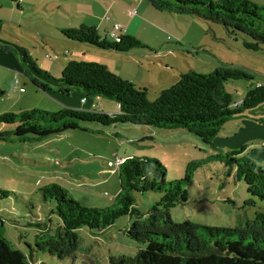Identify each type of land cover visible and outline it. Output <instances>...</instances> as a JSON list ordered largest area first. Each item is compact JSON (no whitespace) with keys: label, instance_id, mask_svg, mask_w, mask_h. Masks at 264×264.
I'll return each mask as SVG.
<instances>
[{"label":"rangeland","instance_id":"rangeland-1","mask_svg":"<svg viewBox=\"0 0 264 264\" xmlns=\"http://www.w3.org/2000/svg\"><path fill=\"white\" fill-rule=\"evenodd\" d=\"M1 1L0 16L3 15L6 19L11 18V11L8 8H14L13 19L16 24L13 29H5L10 35L0 33V41L14 43V48L20 52L23 45L11 35L19 37L40 69L55 78H60L63 68L60 64L65 65L67 57L97 61L89 55L83 58L77 43H68L71 46L63 43L62 48H57L60 45H57L59 40H57L56 29L67 27L71 25L70 22H73L72 17L66 21L65 11L72 13L71 16L75 11L98 12L102 11L101 8L105 10L112 8L113 0ZM126 1L116 0L119 4L118 8H148L153 13H144V17L153 25L155 24L157 28L160 26L161 29L169 26L163 19V16L168 13L155 10L147 0H128L131 1V6H127ZM249 1L264 5V0ZM16 8L24 9L17 11ZM138 16L143 17L141 10ZM175 18L177 21H172V26L166 28L168 31L164 36L157 30L156 33L147 36L150 42L145 43L158 51H164L175 45L181 49V44L184 45L183 51L187 58L181 59V64L185 72L192 68L197 73L208 74L227 64L252 74L253 80L227 83L226 89L232 96L234 106L246 94L247 88L264 83V50L245 49L244 43L248 40L246 36L235 37L219 23L193 22L192 20L195 19L192 16L183 15L181 18L186 21H180L179 17ZM38 32L42 33L44 41L55 47V50L50 46L45 47V43L40 41ZM146 35L144 33L145 37ZM167 35H170L169 39ZM105 37L107 40H112L108 35ZM37 39L40 43H37ZM193 47L197 48V52L193 50ZM136 50L137 53L131 56V75H136V78H133L134 81L141 82L140 87L148 90V99L154 101L160 91L171 87L173 82L161 88L162 83L168 78L165 75L167 72H164V66L157 67L154 62L160 57L143 55V52H149L148 49ZM66 51H70L71 55L68 54L67 57L60 55L61 52ZM3 52L6 51L3 49ZM47 54L50 58L46 57ZM11 58L12 56L8 55L6 60ZM171 65L174 69L178 67L174 63ZM21 78L27 80L28 86L32 88L31 82L26 77L21 75ZM54 90H56L55 87ZM40 94L48 96L40 91L37 93L36 100L32 99V105L37 103V106H29L30 108L26 109H42L50 112L62 109L46 105L45 102L47 103L48 99L40 101L42 96ZM75 94L73 96H77L78 99L82 97L79 93ZM99 98L104 102V106L102 105L104 112L116 113L113 111L115 102ZM87 99L95 100L96 97H87ZM4 100V97L0 98V114L20 111L19 108L9 110L11 101ZM262 108H257L254 113L246 115L249 116L247 119L251 121L252 126L243 122L244 129L250 130V133L242 143L235 142L232 138V145H235L233 149L222 148L223 142L218 134L213 138V145L224 152L239 151L241 147L246 146L239 157L247 156L253 159L264 171V124H260L257 120L258 114L264 111ZM82 126L86 130L71 131L40 142H0V190L12 193L10 197L0 201V222H2L0 231L14 248L21 250L27 256L33 252V261L36 264H111V257L134 256L140 248L145 247L126 235L125 231L131 223V218L123 216L102 232H92L86 227L78 229L79 245L74 258L58 259L49 253L35 251L34 242L38 233V228L34 225L36 217L46 220L47 223L51 220L52 229H56L60 224L58 216L51 214V210L55 208V202H45L39 189L49 184H58L83 207L113 206L116 204V196L120 190L118 167L114 163L116 158L136 156L158 159L165 166L167 182L183 179L189 164L205 162L201 167H192L195 171L192 173V183L186 187L187 202L170 209L171 218L176 222L190 220L202 225L239 227L252 221L256 212L264 211V201L250 195L244 181L236 180L234 167L220 161H212L210 157L216 153L215 150L202 143L197 137L185 135L181 130L179 131L181 134L175 132L174 135L164 136L152 127H102L96 123H84ZM223 134L227 136L226 133ZM133 196L136 207L142 213L148 212L160 199V194L154 192H135ZM250 200L254 204H247Z\"/></svg>","mask_w":264,"mask_h":264},{"label":"trees","instance_id":"trees-1","mask_svg":"<svg viewBox=\"0 0 264 264\" xmlns=\"http://www.w3.org/2000/svg\"><path fill=\"white\" fill-rule=\"evenodd\" d=\"M147 1L155 10L176 17L188 15L201 22L222 24L235 37L243 35L248 38L244 43L245 49L264 50V5L249 0ZM60 34L69 41L103 51H158L135 36L122 32L116 39L107 40L96 27L84 24L61 29ZM193 50L197 52V48L193 47ZM21 54L26 76L42 91L55 87L69 95L77 90L83 98L101 97L115 102L119 105V112L63 107L56 112L26 109L18 113H1L0 142H40L71 131L86 130L82 126L84 123H96L102 127L150 126L164 132L182 130L213 148L216 153L210 159L234 167L236 180L244 181L247 192L264 201L263 169L253 159L239 157L246 146L239 151L224 152L213 145V138L225 130V124L233 117L251 114L263 107L264 83L247 88L240 105L236 106L226 89L228 82L253 80L252 74L227 64L208 74L189 69L180 73L175 84L161 90L157 99L150 101L146 88L120 77L100 62L77 60L66 54L67 63L60 78H55L40 69L24 48H21ZM5 94L0 87V98ZM257 117L264 124V111ZM204 164V161L193 162L187 166L183 179L167 182L165 166L158 159L126 157L118 166L120 190L116 204L107 208L83 207L58 184L41 187L39 191L44 201L55 202L51 214L58 216L60 224L52 229L51 220L47 223L36 217L35 251L49 253L58 259L74 258L79 245L78 229L86 227L92 232H102L118 218L128 216L131 223L126 235L145 247L134 256L111 257V264H264V211L256 212L252 221L239 227L209 226L190 220L176 222L171 218L170 209L188 200L186 187L192 183L195 171L192 167ZM135 192L158 193L160 199L148 212L142 213L136 207ZM11 194L0 190V201ZM247 204L254 202L250 200ZM31 250L34 251L33 248ZM0 264L36 263L33 252L27 256L14 248L0 231Z\"/></svg>","mask_w":264,"mask_h":264},{"label":"crops","instance_id":"crops-1","mask_svg":"<svg viewBox=\"0 0 264 264\" xmlns=\"http://www.w3.org/2000/svg\"><path fill=\"white\" fill-rule=\"evenodd\" d=\"M11 1H14V0H11ZM1 2H4V1L2 0ZM126 2L128 4L127 6L132 5L131 1L129 2L127 0ZM112 3H113L112 8H106V10L104 8H101L102 11H98V12H91L89 10L75 11L73 12V16H71L72 13L65 11L66 21L70 20V18L72 17L73 20L71 21L73 22L72 23L70 22L69 24L71 25L67 27H60V29H56L57 40H59V42H57L58 43L57 45H60L57 48H62V46H64L63 43H67V46H71V44H68V43H76V42H72V41H69L63 38L60 34L61 29L76 28L77 26H80L83 24L96 27L98 33L101 36L105 37L107 35L109 36V32L113 30V25L115 23H119L121 24L123 28V30L121 31L122 33L133 35L139 40L144 41L145 43V42H150L148 41V38H147L149 34H154V32L158 30L161 33V35L164 36L166 34L165 32L168 31L166 28H170L172 26V21H177L175 18L176 16H173L168 13L167 15L163 16V19L165 20L166 25H169V26L167 27L164 26L163 29H161L162 27L160 26L157 28L155 24L153 25L151 21H149L146 17H144L145 16L144 13L146 14L150 12L148 8H133L137 10V13L136 15L131 16L129 15V10L132 8H118L119 4H117L116 0H113ZM139 5L140 4H138V6ZM8 9L11 11V15H12L11 18L6 19L3 15L0 16V26H1L0 33L1 34H4V33L9 34L5 29H13L14 24H16V21H14L13 19L14 18L13 16L15 15L14 8H8ZM16 9L17 11L18 10L23 11L24 8H16ZM139 10H141L143 17L138 16ZM150 13H153V12H150ZM158 17H162V16H158ZM179 18H180L179 19L180 21H186V19H183L181 17ZM194 19L195 20H192L193 22L199 21L196 18ZM18 28H20L19 24H18ZM144 33L147 34L146 37L144 36ZM38 34L40 36V41L42 43H45L46 45L45 47L50 46L53 50H55V47H53L47 41H44V39L42 38L41 32H38ZM23 35L25 34L23 33ZM11 37L14 38L18 43L20 42L21 45H23L22 48H24L25 44L24 42L20 41L19 37L13 36V35H11ZM166 37L167 39H169L170 35H167ZM37 43H40L38 39H37ZM149 44H152V43H149ZM166 44H169V43H166ZM14 45H15L14 43H11L9 41H5V42L0 41V87L6 93L4 96L5 98L4 101H7V102L11 101V107L9 108V110H14L15 108L24 110L26 108H30L29 106H37L36 105L37 103L35 104L33 103L32 105V99L37 98V93H39L42 90L36 87L31 82V80L26 76L25 67L23 66V61H22L21 48L19 52V50L14 48ZM82 45L83 44H79L78 49L80 50L79 51L80 55H82L83 58L89 55L92 57L93 60H97L96 62H101L102 64L106 65L113 73L119 75L120 77L124 79H127L135 83L137 86H140L141 82L134 81L135 79H133V78H136V75L135 74L131 75V72H132V69H131L132 57L131 56L132 54L137 53L136 51L131 52V53H116V52L98 50V49H95L89 46H84V45L82 46ZM87 47H89L91 50L88 49ZM183 47L184 46L181 45V49H180L178 45H175L172 47H168L164 51H157V53L143 52L144 53L143 55H149L153 57L157 55V57H160V59H157L154 62L157 65V67L164 66L165 68L164 72L165 73L167 72V74L165 75L168 78L167 81L164 79L165 81L162 83L163 85L161 88H164V85L169 84V82L171 83L173 82L172 84H175L179 80L180 73L185 72L184 71L185 69H183L184 67L181 64V59L185 60L187 58L186 57L187 55L185 56L184 54L185 51H183ZM3 49L6 52H3ZM24 49L26 50V48ZM6 53H9V54H6ZM66 54H71V52L66 51V52L60 53V55L65 56V57H66ZM8 55H11L12 58L10 60L8 59L7 61L6 58L8 57ZM46 57L50 58L48 54L46 55ZM197 62L201 63L199 60H197ZM151 63H153V61H151ZM173 63L176 66H178L176 67V69H174V66L171 65ZM65 65L61 63L60 67L62 68ZM21 75L26 77L31 82L32 88L28 86L27 80L21 78ZM44 93H46L49 97L45 96L44 94H40L42 95L40 98V101L41 100L44 101V99H48V102L47 103L45 102V104L52 108L71 107V108H78V109H84V110L98 109L99 111L104 112V108H103L104 102H102L103 100L97 97L95 100H89L86 98V100L83 101V96L77 90L72 91L69 95L60 92L58 89L56 90L50 89ZM74 93H76L77 95L79 93L82 97L78 99L77 96H73ZM97 106H100V107H97ZM113 111L119 112L118 104L115 103V108ZM246 115H250V114L245 113L242 115L235 116L225 124V130L219 133L220 135L219 137L221 138L223 142V145L221 146L222 148H227L228 150L233 149V147L235 146V145H232L233 139H235V142L238 141L242 143L244 138L248 137L250 130L244 129L243 122L247 123L249 126H252V123L249 119H247V117L249 116H246ZM124 127H128V126H124ZM133 127L135 128V127H150V126H133ZM152 128L154 129V127ZM157 130L160 134L164 136L174 135L173 133L175 132H178L181 134V132H179L180 130H175L172 132H164L159 129ZM182 133L185 135H188L187 133L183 131ZM223 133H226L227 136H224ZM125 158L126 157H123V159Z\"/></svg>","mask_w":264,"mask_h":264},{"label":"built area","instance_id":"built-area-1","mask_svg":"<svg viewBox=\"0 0 264 264\" xmlns=\"http://www.w3.org/2000/svg\"><path fill=\"white\" fill-rule=\"evenodd\" d=\"M136 13H137V11H136V9H130L129 10V15H131V16H133V15H136ZM123 30V28H122V26H121V24H119V23H115L114 25H113V30L111 31V32H109V36L112 38V39H116L117 37H118V35H119V33L118 32H121ZM50 57V56H49ZM86 100V98H83V101H85ZM240 101L238 102V103H236L235 105H240ZM123 161H124V159L123 158H116V160H115V165L118 167L120 164H122L123 163Z\"/></svg>","mask_w":264,"mask_h":264}]
</instances>
